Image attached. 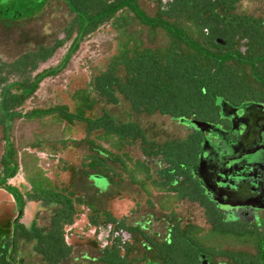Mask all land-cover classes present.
<instances>
[{"label": "trees", "instance_id": "trees-1", "mask_svg": "<svg viewBox=\"0 0 264 264\" xmlns=\"http://www.w3.org/2000/svg\"><path fill=\"white\" fill-rule=\"evenodd\" d=\"M62 1L71 16L60 39L13 59L0 55V188L21 215L32 204L36 211L53 210L46 232L27 228L21 215L12 221L0 240V264H20L14 256L20 243L31 244L41 264H65L75 249L70 238L90 231L100 233L101 264H129L139 243L161 264H201V252L232 264H264V233L224 221L204 197L192 173L196 134L157 142L137 122L94 114L98 103L116 104L120 96L136 113L198 119L212 118L219 100L264 101V19L238 13L239 0ZM105 29L113 35L112 52L92 67L86 86L64 101L26 109L40 82L61 70L82 40ZM69 41L61 64L39 72ZM20 123L31 126V137L17 145ZM48 143H56L59 152L45 151ZM71 144L87 147L79 168L136 187L141 204L170 223L168 233L153 236L61 181ZM20 173L21 182H10ZM183 202L202 210L204 226L179 219ZM139 208L135 203L130 214Z\"/></svg>", "mask_w": 264, "mask_h": 264}, {"label": "rangeland", "instance_id": "rangeland-1", "mask_svg": "<svg viewBox=\"0 0 264 264\" xmlns=\"http://www.w3.org/2000/svg\"><path fill=\"white\" fill-rule=\"evenodd\" d=\"M33 1L38 6L34 11L21 17V20L0 22V55L6 59H13L42 44L50 45L54 40L62 37V29L71 16L67 5L62 0ZM237 12L264 19V0H239ZM112 38V33L105 29L82 40L64 67L55 75L48 76L40 82L33 97L27 101L26 109L55 103L58 100L64 101L67 98V93L85 87L92 74V67L103 61L112 52ZM69 46L70 41L58 48L51 59L39 66L38 71L59 66ZM104 112L118 121L137 122L143 128L147 138L157 142L183 139L188 134L182 124L169 116L134 112L128 101L121 96L116 104L98 103L94 114L101 115ZM180 119L182 123L187 122L185 118ZM30 131L29 124H17L15 129L17 145L30 139ZM78 136V134L74 135V137ZM43 149L49 152H59L56 143L45 144ZM21 151L23 149L19 148V152ZM86 152L88 150L85 144H71L68 147L64 156L68 163V170L60 175L61 181L70 185L96 207L109 210L116 217L127 216L126 222L133 221L142 224L152 232L153 236L163 237L166 232V219L160 213L149 211L141 204L142 195L136 187L125 182L110 183L105 176L96 171L87 170L84 172L79 168L78 157ZM44 154V152L38 153L42 157ZM21 181L22 174L20 173L10 182L16 184ZM135 203H140V208L130 214V210L135 208ZM35 211L36 204L28 205L21 215L12 196L0 188V240L7 236L12 228V221L19 215H21L20 221L27 228L35 225L46 232L50 226L53 210ZM177 214L182 222L205 225L203 212L195 204L186 202L179 204ZM226 220L234 221L230 216ZM99 237L100 233L95 234L93 231L85 233L81 238H77L74 234L70 238V242L75 245L74 253L65 264H101L96 261L99 255L96 250L98 247L96 242L100 243ZM149 255L148 249L144 250V247L139 243L138 250L129 256V264H161ZM14 256L16 262L20 264H41L40 257L33 253L31 244L28 243H20ZM199 259L201 264H210L209 261H211L208 256L204 255L199 256ZM214 261L227 260L218 257Z\"/></svg>", "mask_w": 264, "mask_h": 264}, {"label": "flooded vegetation", "instance_id": "flooded-vegetation-1", "mask_svg": "<svg viewBox=\"0 0 264 264\" xmlns=\"http://www.w3.org/2000/svg\"><path fill=\"white\" fill-rule=\"evenodd\" d=\"M21 17H0V22L18 21ZM223 105L226 108L223 109ZM216 106L212 118L184 117L189 121L186 124L181 123L180 118L171 119L184 126L188 131L186 137L191 134L199 137L196 163L192 168L201 166L202 180L197 175L195 178L218 215L224 221L230 216L234 221L227 222L245 225L249 231L264 233V101L227 104L219 100ZM190 121L203 123L202 128L196 129ZM169 225L166 220L165 234ZM201 255L208 256L210 264L230 262L227 259L215 262L218 257L204 252L199 253L198 258Z\"/></svg>", "mask_w": 264, "mask_h": 264}, {"label": "water", "instance_id": "water-1", "mask_svg": "<svg viewBox=\"0 0 264 264\" xmlns=\"http://www.w3.org/2000/svg\"><path fill=\"white\" fill-rule=\"evenodd\" d=\"M37 6L38 5H36L33 0H8L6 2L0 1V17L7 19H15L34 11ZM224 108H226L225 105H223V109ZM179 121L181 122V119H179ZM190 122L196 127V129L202 128L203 123L198 121ZM192 171L195 176H199V178L202 180V176L200 174L201 166H199L198 168H192Z\"/></svg>", "mask_w": 264, "mask_h": 264}]
</instances>
